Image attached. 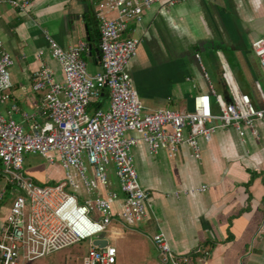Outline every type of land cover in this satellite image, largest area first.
<instances>
[{
    "label": "crops",
    "instance_id": "1",
    "mask_svg": "<svg viewBox=\"0 0 264 264\" xmlns=\"http://www.w3.org/2000/svg\"><path fill=\"white\" fill-rule=\"evenodd\" d=\"M17 1L26 3L25 11L5 0L0 2V38L13 59L11 87L4 92L8 97L0 98V114L7 115L10 103H15L18 111L11 114L12 119L31 132L34 121L43 123L47 118L43 92L31 87L33 72L46 66L56 81L63 79L60 65L50 55L48 37L63 49L84 43L81 57L87 72L101 70L95 17L100 0ZM263 35L264 0L152 4L143 10L139 22L128 23L122 35L138 40L137 54L126 71L146 111H190L193 96L207 92L208 81L213 88L212 81L216 82L219 91L214 90L227 100L221 79L224 69L230 71L239 90L259 105L254 85L257 81L264 89V81L251 44ZM98 102V107H107L106 88ZM95 108L89 106L88 111ZM23 113L29 118L24 119ZM131 135L135 133H126ZM199 146L200 158L193 157L187 145L180 146L174 158L163 150L149 153L143 142L133 147L138 180L149 193L147 217L134 228L112 226L115 237L125 243L129 238L131 245L143 252L150 244L156 259L149 261L147 257L144 264H159L151 242L157 231L165 233L174 254L189 255L193 261L264 264V121L256 120L252 128H244L243 138L233 128L217 129L210 141L200 140ZM45 160L42 184L61 182V167ZM23 172L34 181L31 170L25 172L23 168ZM110 181V187L121 197L112 168ZM200 185L207 189L188 196L171 194L176 189ZM4 187L10 189L5 184ZM9 208L2 210L0 229ZM122 256L117 251L116 261Z\"/></svg>",
    "mask_w": 264,
    "mask_h": 264
},
{
    "label": "built area",
    "instance_id": "2",
    "mask_svg": "<svg viewBox=\"0 0 264 264\" xmlns=\"http://www.w3.org/2000/svg\"><path fill=\"white\" fill-rule=\"evenodd\" d=\"M5 1L26 10L25 2ZM183 1L100 0L95 17L101 70L95 74L87 72L81 57L84 43L63 49L47 38L50 55L60 65L63 79L56 81L46 66L31 76L32 89L43 92L46 120L34 121L31 132H26L11 117L18 111L15 103H10L7 115L0 114V163L5 186L15 192L0 229V264H26L83 240H88L89 246L81 264H116L117 250L109 240L116 235L111 222L118 219L124 225H135L147 217L149 193L138 180L132 154L138 142H143L149 153L163 150L169 158L178 154L180 146L187 145L193 157L200 158L199 141H210L217 129L233 128L243 138L244 128H252L256 120L264 121V89L260 83L255 81L254 85L259 100L256 105L239 90L227 69L222 70L221 79L228 100L208 81L207 92L193 96L190 111L145 110L126 71L137 54L138 40L122 35L128 23L139 22L143 10L152 4L172 6ZM251 47L264 81V35ZM12 64L0 38L1 99L8 97L4 92L11 87ZM202 75L208 80L206 73ZM105 88L107 107L90 113L88 107L98 102ZM22 116L29 118L26 113ZM127 132L135 135L126 136ZM23 153L57 163L63 170V180L35 183L23 172ZM111 168L121 197L110 187ZM206 189V185H200L176 189L171 194L188 196ZM102 232L104 237L98 239H105L106 244L92 245ZM151 242L159 264H205L191 260L189 255L174 254L162 231L154 232Z\"/></svg>",
    "mask_w": 264,
    "mask_h": 264
},
{
    "label": "rangeland",
    "instance_id": "3",
    "mask_svg": "<svg viewBox=\"0 0 264 264\" xmlns=\"http://www.w3.org/2000/svg\"><path fill=\"white\" fill-rule=\"evenodd\" d=\"M212 83L214 85L215 90L219 91V87L217 83L213 81ZM22 165L25 172L31 170L32 173L35 174L34 181L36 183L38 184L44 183L42 178H40V175L42 174L43 166L46 165L45 157L38 154L23 153ZM29 174H31V172ZM47 183L52 184L54 182L48 181ZM4 184H5V175L3 174V167L0 163V194L3 190ZM13 196H14V192L11 189L6 188L4 190L3 194L0 196V215L2 214L3 209L10 206ZM111 225L117 228L123 226V229L128 227L134 228V225H124L119 220L111 222ZM109 240L110 243L116 247L118 251V256L120 254H123L121 260L120 259L117 260L116 264H144L143 261H146L147 257H149L148 258L149 261L150 258L156 259L153 247L149 243H148L149 247L143 248L145 251L143 252L141 248L138 249L133 247L131 245V240L129 238L127 239L126 243L124 241L122 242L121 239H119L118 237H111L109 238ZM88 246L89 245L87 240L79 241L77 243L68 245L62 249L53 251L43 257L37 258L26 264H81L82 258L85 255Z\"/></svg>",
    "mask_w": 264,
    "mask_h": 264
},
{
    "label": "water",
    "instance_id": "4",
    "mask_svg": "<svg viewBox=\"0 0 264 264\" xmlns=\"http://www.w3.org/2000/svg\"><path fill=\"white\" fill-rule=\"evenodd\" d=\"M84 10H86V4L83 5ZM228 100V99H227ZM105 235L104 232L100 233L97 235V237L95 239L92 240V245H97L99 247H102L106 244V240L105 239H98V238H103ZM87 242L89 243V241L87 240Z\"/></svg>",
    "mask_w": 264,
    "mask_h": 264
},
{
    "label": "trees",
    "instance_id": "5",
    "mask_svg": "<svg viewBox=\"0 0 264 264\" xmlns=\"http://www.w3.org/2000/svg\"><path fill=\"white\" fill-rule=\"evenodd\" d=\"M99 60H100V57H99ZM90 106H92L93 108L98 107L99 106V102H94Z\"/></svg>",
    "mask_w": 264,
    "mask_h": 264
}]
</instances>
